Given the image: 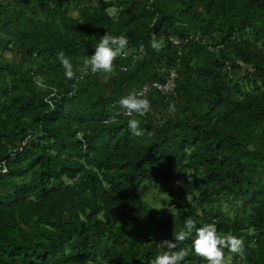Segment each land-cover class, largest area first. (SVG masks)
I'll use <instances>...</instances> for the list:
<instances>
[{"label":"trees","instance_id":"16d2710c","mask_svg":"<svg viewBox=\"0 0 264 264\" xmlns=\"http://www.w3.org/2000/svg\"><path fill=\"white\" fill-rule=\"evenodd\" d=\"M106 32L129 38L113 73L67 78L57 54L75 71ZM171 68L168 95L152 85ZM143 87L150 111L124 116ZM3 162L0 264H151L189 217L243 239L232 264H264V0H0Z\"/></svg>","mask_w":264,"mask_h":264},{"label":"clouds","instance_id":"9594fccd","mask_svg":"<svg viewBox=\"0 0 264 264\" xmlns=\"http://www.w3.org/2000/svg\"><path fill=\"white\" fill-rule=\"evenodd\" d=\"M128 44L129 38L126 35L115 36L106 32L100 37L94 55L85 56L82 66L75 71L72 62L66 57L64 51H60L57 55L65 70V76L69 79H83L88 74L89 69L92 73H105V79H107L108 75L113 73V62L125 53ZM150 44L153 50L157 52L162 48V41H158L155 35H153ZM77 72L80 73L79 76L76 75ZM48 102L51 103V99ZM117 103L124 110V114L130 117L133 114L143 116L151 109L150 101L147 99L144 90H133L128 95L122 96ZM170 110H174V105H170ZM110 122L115 123V117ZM128 127L132 135L136 137L144 135V130L141 129L137 119H130ZM193 232L194 238L191 247L179 248V243L192 237ZM174 240L175 243L165 240L159 245L164 250L155 256L151 264H180L193 252L207 260L208 264H225V249L230 253H240L244 248L242 238L233 235L231 232L226 235L218 234L214 223L197 227L196 221L191 217L185 220L183 228L175 231Z\"/></svg>","mask_w":264,"mask_h":264},{"label":"rangeland","instance_id":"374dc122","mask_svg":"<svg viewBox=\"0 0 264 264\" xmlns=\"http://www.w3.org/2000/svg\"><path fill=\"white\" fill-rule=\"evenodd\" d=\"M5 58L7 59V56H5ZM145 186V185H144ZM141 189L140 194H142V196H144L146 199H153L155 201V203L152 205V209H159L161 208L162 210H166V203L167 201L162 199L163 196L158 194V188L156 186H145ZM144 191V194H143ZM221 209L223 212L229 214V216L232 217V213L233 210H231L232 208V201H224L221 202ZM225 264H232V260L231 258H227L225 259Z\"/></svg>","mask_w":264,"mask_h":264},{"label":"built area","instance_id":"2783aa9c","mask_svg":"<svg viewBox=\"0 0 264 264\" xmlns=\"http://www.w3.org/2000/svg\"><path fill=\"white\" fill-rule=\"evenodd\" d=\"M176 44L179 43V41H175ZM177 78V72L174 68H171L169 71H168V75H167V78L165 80L164 83H160V84H153L152 87L157 89L158 91H161V92H166L168 95H172L174 92H173V87H174V82ZM149 87H143L141 90H144L145 93L146 91H148ZM49 105H51V103H49ZM122 114L124 116H127L124 114V110L122 111ZM0 171L2 173H5L6 172V168H5V165H4V162L0 165Z\"/></svg>","mask_w":264,"mask_h":264}]
</instances>
